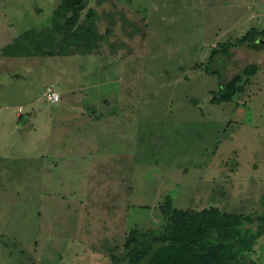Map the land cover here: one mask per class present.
Here are the masks:
<instances>
[{
	"label": "rangeland",
	"instance_id": "rangeland-1",
	"mask_svg": "<svg viewBox=\"0 0 264 264\" xmlns=\"http://www.w3.org/2000/svg\"><path fill=\"white\" fill-rule=\"evenodd\" d=\"M84 1L97 43L51 56L60 0H0V264H116L130 229L162 231L166 196L264 217V38L236 45L264 0Z\"/></svg>",
	"mask_w": 264,
	"mask_h": 264
},
{
	"label": "trees",
	"instance_id": "trees-1",
	"mask_svg": "<svg viewBox=\"0 0 264 264\" xmlns=\"http://www.w3.org/2000/svg\"><path fill=\"white\" fill-rule=\"evenodd\" d=\"M86 8L84 0H60L55 16L64 20L58 24L53 19L58 38L53 46L56 49L49 51L48 55L72 56L74 49L82 46L90 49L97 43L93 11ZM28 34L22 36L25 41ZM256 37L264 38V31L252 30L236 45L253 43ZM47 41L50 43L51 40ZM231 46L227 43L211 51L205 71H208L207 64L216 55L228 56ZM256 72V66H246L242 74L234 75L211 95L209 104L217 106L231 102L241 91L242 77H252ZM159 211L165 219L162 231L156 234L152 229H130L124 238L122 255L111 257L114 263L255 264L248 260V256L254 252L257 240L264 234V217L228 214L214 206L200 211L177 209L169 196L165 197Z\"/></svg>",
	"mask_w": 264,
	"mask_h": 264
},
{
	"label": "built area",
	"instance_id": "built-area-1",
	"mask_svg": "<svg viewBox=\"0 0 264 264\" xmlns=\"http://www.w3.org/2000/svg\"><path fill=\"white\" fill-rule=\"evenodd\" d=\"M46 99L52 103L58 102L59 96L53 91L52 88H47L46 92L44 93Z\"/></svg>",
	"mask_w": 264,
	"mask_h": 264
},
{
	"label": "crops",
	"instance_id": "crops-1",
	"mask_svg": "<svg viewBox=\"0 0 264 264\" xmlns=\"http://www.w3.org/2000/svg\"><path fill=\"white\" fill-rule=\"evenodd\" d=\"M8 41H9V39H8ZM8 41H7V42H8ZM18 42L20 43L19 50H18L19 53H18V52H13L12 55H15V56H23V55H24V54H23V47L21 46L23 43L20 42V41H15V42L13 43V45H18V44H19ZM7 45H8V44H7ZM7 45H6V46H7ZM23 46H24V45H23ZM15 48H16V46H15ZM20 52H21V53H20ZM7 55H8V54H7ZM36 55H37V54H31V55H30V54H26L25 57H28V56H32V57L34 56V57H35ZM17 116H18V117L20 116V112L17 113Z\"/></svg>",
	"mask_w": 264,
	"mask_h": 264
}]
</instances>
